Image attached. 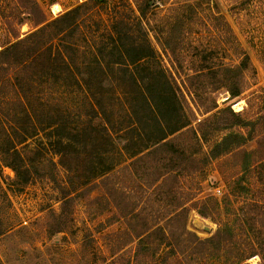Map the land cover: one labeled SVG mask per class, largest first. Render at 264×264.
I'll list each match as a JSON object with an SVG mask.
<instances>
[{"label": "rangeland", "instance_id": "374dc122", "mask_svg": "<svg viewBox=\"0 0 264 264\" xmlns=\"http://www.w3.org/2000/svg\"><path fill=\"white\" fill-rule=\"evenodd\" d=\"M36 1L49 16H56L85 0ZM139 2L146 9L141 17ZM15 7V0H0V41L12 39L5 19L19 14ZM82 11V20L70 37L78 51L69 50L79 66L71 62L68 71L57 64L50 69L54 74L46 77L41 73V57L19 74L16 67H10L0 75V142L10 124L27 127L23 113L27 108L44 125L57 121L63 126L60 135L70 133L74 146L68 150L78 152L66 155L65 164H60L49 144L57 132L54 126L38 130L18 146L39 165L23 185L15 184L13 172L0 158V264H260L259 255L237 263L235 257L248 242L264 253V246L258 245L264 241V0H88ZM115 15L123 17L125 30L137 39L147 35L161 67L170 75L184 113L200 136L201 150L194 153L200 159L198 170L182 157L164 160L163 154L146 157L134 166L129 162L124 149L130 142L121 130L129 123L123 89L107 69L104 74L96 68L85 69L80 61L81 52L89 55L92 41L108 33ZM16 21L9 26L23 36L30 25L15 26ZM165 38L177 46L179 63L163 47ZM245 55L243 92L236 98L225 101L228 92L224 88L211 90L210 75L187 80L196 69L237 65ZM89 73L105 113L94 105L82 83ZM31 77H35L32 85ZM192 87H199V96ZM213 101L217 107L206 113L202 106ZM227 104L249 124L216 130L211 113ZM224 137L229 148L211 161L201 160ZM181 143L187 152L197 151L192 133H185ZM258 157H263L259 165ZM109 163L117 165L87 180L88 172L92 175ZM171 165L175 172L166 174L156 189L155 185L144 186ZM105 185L118 186L131 201H137V208L144 206L149 222L173 233L178 246L172 251L161 245L154 251L139 242L133 229L141 228L140 219L127 222L113 203L115 192L110 195ZM131 201L121 200L120 209L128 210ZM179 201L188 208L184 223L182 216L169 220ZM197 209L209 216L200 215ZM225 221L237 227L230 250V246L219 253L211 246L193 250L191 236L182 233L185 225L202 239ZM58 227L61 230L55 232ZM159 237L158 233L153 239Z\"/></svg>", "mask_w": 264, "mask_h": 264}, {"label": "trees", "instance_id": "16d2710c", "mask_svg": "<svg viewBox=\"0 0 264 264\" xmlns=\"http://www.w3.org/2000/svg\"><path fill=\"white\" fill-rule=\"evenodd\" d=\"M87 1H82L56 16H49L36 0H15V8L19 9V14H14L5 19L6 32L12 39L0 41V57L4 59V61L0 62V75L4 76L10 67H16L17 74H19L41 57H44L41 61V65L43 66L41 73L42 75H46V77L54 74L52 71L50 72V69L54 70L57 64L62 66L60 67L62 70L64 68L68 71H71V62L74 66H79L77 63L75 64V59H72L69 54V50L72 52L78 51L77 42L75 40L70 41V37L74 30L78 28V23L82 20V9L87 4ZM104 1L97 0V2ZM138 12L140 17L146 13V9L141 6L140 2L138 3ZM15 19L17 20L15 26H21L25 23L30 25V29L23 36H20L18 31H14L13 26H9ZM122 24H124L123 27L121 26ZM124 27L125 22L123 17L115 15L110 23L108 33L101 35L97 41H92L89 46L90 54L86 55L84 52H81L80 61L82 62L81 66L85 69L92 70L96 68L101 70L103 74L107 69L123 89L122 91L127 102L126 114L129 123L121 130H124L127 138H129L130 144H127L126 149H124L129 156V162L134 166L144 161L146 157L163 154L164 160H173L174 158L180 160L182 157V159L187 160L186 162L193 164L195 171L198 170L200 168L198 166L200 159H195L194 153L201 150L200 136L191 125L192 122L188 118V115L184 113L176 88L169 79L170 75L161 67L155 55V48L152 46L147 35H144L142 39H137L127 29L125 30ZM171 42L165 38L162 45L164 48L169 49L174 60L179 63L177 46L172 45L173 42ZM247 62L248 56L245 55L237 65L228 66L221 64L199 68L194 70L193 74L187 75V80L191 81L193 78L203 76L204 74L210 75L213 77V80L210 82L211 90L224 88L228 92V97L225 101H228L238 97L243 92L244 74L242 70ZM29 79V84L32 85L35 77ZM82 79V83L90 93L94 105L98 106L99 110L105 113V109L101 106L100 102L101 96L99 99L97 91L92 87L91 73L87 77H82ZM192 88V91L199 96V87ZM18 101L22 102V99H18ZM202 107L207 113L213 111L217 107V104L213 101L210 105ZM23 113L26 118L27 127L18 128L10 124V130H3L2 141L0 142L1 161L13 172V181L17 185L28 183L39 168L38 163L29 159L26 153H23L18 147L27 137L36 134L38 130H45L48 127L54 126L52 130L57 132L52 135L55 139L49 141V144L53 148L54 153L59 156L60 164H65L64 157L66 155L78 154L77 151L68 150L74 147L69 137L71 135L70 133H67V136L60 135L61 130L64 131L65 128L60 126L57 121H50L51 123L44 125L36 116V112L35 115L27 108H24ZM210 118H212L216 130H220L221 128L232 129L233 127L244 128L249 124V121L243 120L240 111H234L231 108V104H227L212 112ZM104 129L107 131L106 127ZM187 132L193 134L194 141L197 143V151L187 152V148L181 143L182 136ZM232 134L241 138L243 137V135H238L237 133ZM228 148L229 143L225 141L224 137L216 142L209 151H206L201 160L204 162L211 161L220 152ZM258 158L259 161L256 164L259 165L263 157ZM115 165H111V163L106 166L103 165L102 170L92 171V175L88 172L87 180L92 177L99 178L103 176L105 172L113 170L112 168ZM163 165L166 167L170 166L165 162ZM174 168L171 165L164 172H159L150 183L144 186L150 187L155 185L154 189H156L160 180L169 172H173ZM247 168L248 166L245 167V169ZM66 169L71 170L69 166ZM181 170H184V167L178 169V171ZM89 182L90 180L84 184H88ZM140 185L143 186L142 184ZM113 186L114 188L105 185V189H109L107 192L110 195H113V192H115L116 197H112L114 198L113 203L116 208H119L123 212L121 216L127 222L140 219L141 228L136 231L132 228L133 234L139 239V242L147 244V248L152 247L154 251L159 249L161 245L168 246L173 251L175 244L178 246V242L172 239L173 233L164 231L165 228L153 220L149 222L145 207L137 208V201H131V197L122 192L118 186ZM112 188L113 190H110ZM116 199L119 200V203L121 200H125L126 202L129 200L132 202V205L124 212L120 209L119 203L115 201ZM184 204L183 201H179L173 208V215L170 217V221L175 217L182 216L181 218L184 223L188 211V208ZM197 211L204 217L209 216L203 210L197 209ZM233 224L232 222L225 221L212 235L202 239L187 230L185 225H182V233L191 236L193 250L200 249V247L205 249L206 246H211L219 253L220 250L226 251L229 246V250L234 248L235 241L233 240V236L237 227ZM60 228L58 227L54 231H60ZM249 228L251 231H254L252 224L249 225ZM158 233L160 234L159 240L153 239ZM258 245L263 247L264 241L262 244L258 242ZM254 255H259L261 259L260 264H264V253L256 249L252 242H248L246 246L237 250L235 261L236 263L242 262Z\"/></svg>", "mask_w": 264, "mask_h": 264}, {"label": "bare ground", "instance_id": "6f19581e", "mask_svg": "<svg viewBox=\"0 0 264 264\" xmlns=\"http://www.w3.org/2000/svg\"><path fill=\"white\" fill-rule=\"evenodd\" d=\"M54 7H57V6H54Z\"/></svg>", "mask_w": 264, "mask_h": 264}]
</instances>
